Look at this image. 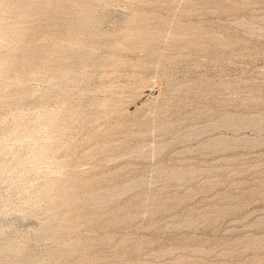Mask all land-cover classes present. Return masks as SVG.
Returning <instances> with one entry per match:
<instances>
[{
    "label": "rangeland",
    "instance_id": "rangeland-1",
    "mask_svg": "<svg viewBox=\"0 0 264 264\" xmlns=\"http://www.w3.org/2000/svg\"><path fill=\"white\" fill-rule=\"evenodd\" d=\"M0 264H264V0H0Z\"/></svg>",
    "mask_w": 264,
    "mask_h": 264
},
{
    "label": "water",
    "instance_id": "water-1",
    "mask_svg": "<svg viewBox=\"0 0 264 264\" xmlns=\"http://www.w3.org/2000/svg\"><path fill=\"white\" fill-rule=\"evenodd\" d=\"M54 13V11H52Z\"/></svg>",
    "mask_w": 264,
    "mask_h": 264
},
{
    "label": "bare ground",
    "instance_id": "bare-ground-1",
    "mask_svg": "<svg viewBox=\"0 0 264 264\" xmlns=\"http://www.w3.org/2000/svg\"><path fill=\"white\" fill-rule=\"evenodd\" d=\"M33 10V9H32ZM34 14V13H33Z\"/></svg>",
    "mask_w": 264,
    "mask_h": 264
}]
</instances>
